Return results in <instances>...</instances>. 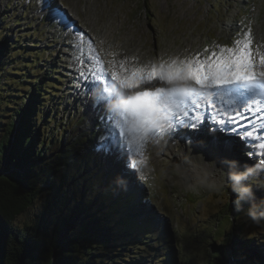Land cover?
Returning <instances> with one entry per match:
<instances>
[{
	"label": "rangeland",
	"instance_id": "374dc122",
	"mask_svg": "<svg viewBox=\"0 0 264 264\" xmlns=\"http://www.w3.org/2000/svg\"><path fill=\"white\" fill-rule=\"evenodd\" d=\"M54 4L63 10L74 29L63 28L54 22L50 14L44 11V0H0V31L10 40L7 45L13 39L21 41L19 49L11 52V58L17 63L10 64L0 80V93L4 95L0 98V137L4 136L6 124L11 120L14 122V101L21 102L26 97L28 84L24 81L29 77L31 79L27 82L47 78L51 94L45 96L43 105L48 113L41 119L46 121L52 117L53 123L46 127V132L52 134L51 129L59 131L62 123L65 125L64 139L69 141V145L77 143L82 149L81 160L76 164L81 174L73 183L91 173L98 177L95 183L89 184L93 180V177H89L75 188L80 187L79 190L84 191L85 196L96 204L100 199L107 206L116 200L125 201L126 213L133 215L136 222L130 217H121L120 227L127 225L136 234H146L145 230H149L146 254L150 257L155 255L162 264H181L183 259L185 264H204L207 261L223 264L222 258L214 260L210 255L221 248L220 244L232 248L230 233L238 237L242 234L247 236L248 233L259 239L264 248V224L256 225L249 220L246 215L249 205L238 206L230 186L220 192L208 188L194 189L190 182L178 178L173 167L179 158L186 156L187 151L188 156L204 155L198 153L194 139L201 140L199 142L203 144V149L214 152L209 161L227 159L240 164L243 162L242 166L251 165L241 147L237 145L231 151L223 144L220 147L213 145L206 138L203 139L200 128L197 133L192 132L191 136L186 137L193 142L189 147L174 145L172 153H166L161 163L153 157L147 159L148 163L145 160L140 171L149 182L142 181L134 169L128 171L136 174L129 175L125 180L121 155L116 156V150L111 153L112 156L96 150L98 137L105 131V125L101 127L98 124L93 132L96 120L93 111L97 106L88 105L90 96L81 89L82 85L94 79L95 73L91 71L93 67L90 64L95 61L94 53L99 47L97 53L106 55L100 67L104 63L108 67L110 63L111 72H124L125 69L150 67L153 63L159 65L173 59L179 62L180 59H191L197 55L207 57L212 51L235 46V40L243 38L249 28L251 36L259 29L260 36L264 37V0H54ZM227 23L236 29L234 33L227 32ZM101 46L104 48L101 49ZM2 48L0 42V50ZM15 72L22 76L16 78ZM92 83L96 92L102 94L98 82ZM14 88L21 96H11ZM104 99L103 95L96 96V100L107 102ZM211 131L215 132L213 129ZM207 132L210 130L207 129ZM85 135L89 141L83 144ZM215 135L221 139L218 132ZM234 137L248 146L251 160L261 163L260 156L252 146L242 138ZM161 142L166 143L164 140ZM58 145L60 148L61 143L52 146L51 151ZM167 146L168 143L165 148ZM73 162L70 157V163ZM87 162L90 163L89 169H86ZM75 168H72L73 172H76ZM87 183L89 189L86 188ZM253 185L257 200H264V178L253 181ZM103 189H108L107 197L100 196ZM40 193L41 200L17 218V225L34 221V215L40 211L42 199L48 195V191L41 189ZM220 218L222 221L218 224ZM259 248L249 247L246 250L252 252ZM228 263L229 260L224 264Z\"/></svg>",
	"mask_w": 264,
	"mask_h": 264
},
{
	"label": "trees",
	"instance_id": "16d2710c",
	"mask_svg": "<svg viewBox=\"0 0 264 264\" xmlns=\"http://www.w3.org/2000/svg\"><path fill=\"white\" fill-rule=\"evenodd\" d=\"M0 37L2 80L6 68L17 63L11 58V52L19 49L21 41L13 39L7 45L10 40L1 31ZM14 75L16 78L22 76L18 72ZM30 79L24 81L28 84L26 97L21 102L14 101V122L6 124L4 136L0 137V264H162L155 255L150 257L145 253L149 246V230H145L146 234H136L127 225L120 227L121 217H130L136 222L133 215L126 213L125 201L116 200L107 206L100 199L96 204L79 190L80 187L75 188L89 177H93L89 184L95 183L98 177L91 173L73 183L81 174L76 164L81 160L82 149L77 143L69 145L64 139L65 125L62 123L59 131L46 132V127L53 123L52 117L46 121L41 119L48 113L43 101L51 94L47 78L27 82ZM10 94L14 98L21 96L16 88ZM2 96L0 93V98ZM88 141V137L83 136L82 143ZM59 143L60 148L58 145L51 151V147ZM87 165L89 169L90 163ZM73 167L77 173L73 172ZM89 184H86L87 189ZM41 189H46L48 195L42 199V207L34 215V221L17 225V218L41 200ZM108 195V189H103L100 196ZM71 202L74 204L70 205ZM221 221L220 218L218 224ZM229 240L233 243L231 249L220 244L221 248L210 257L222 258L224 263L229 260L228 264H264V248L259 239L248 233L240 237L230 233ZM249 247L260 248L247 252ZM184 261L180 263L185 264ZM204 264L221 263L207 261Z\"/></svg>",
	"mask_w": 264,
	"mask_h": 264
},
{
	"label": "snow or ice",
	"instance_id": "6c2138e0",
	"mask_svg": "<svg viewBox=\"0 0 264 264\" xmlns=\"http://www.w3.org/2000/svg\"><path fill=\"white\" fill-rule=\"evenodd\" d=\"M44 11L54 22L68 29L72 27L54 0H44ZM252 43L249 28L243 38L235 40V46L212 51L207 57L197 55L179 62L173 59L150 67H133L125 69L123 75L109 74L103 67L91 69L105 99L114 105L106 117H101L110 127L98 137L96 150L107 153L119 150L124 159L122 175H135L128 169H141L148 145L178 127L196 129L203 123L197 110L205 105L224 116L230 111L236 115L245 111L261 113L260 128L264 129V54L258 48L254 51ZM161 83L166 86H160ZM216 123L239 126L231 116ZM242 135L264 139L252 131ZM259 148L264 149V143Z\"/></svg>",
	"mask_w": 264,
	"mask_h": 264
},
{
	"label": "clouds",
	"instance_id": "9594fccd",
	"mask_svg": "<svg viewBox=\"0 0 264 264\" xmlns=\"http://www.w3.org/2000/svg\"><path fill=\"white\" fill-rule=\"evenodd\" d=\"M178 178L187 180L195 188H208L220 192L230 186L236 204H248L246 215L256 224H264V200L258 201L253 181L260 178L264 165L241 166L235 160L209 161L202 154L185 156L174 166Z\"/></svg>",
	"mask_w": 264,
	"mask_h": 264
},
{
	"label": "bare ground",
	"instance_id": "6f19581e",
	"mask_svg": "<svg viewBox=\"0 0 264 264\" xmlns=\"http://www.w3.org/2000/svg\"><path fill=\"white\" fill-rule=\"evenodd\" d=\"M231 23V22H230ZM60 24V23H59ZM228 24V27H227V32H232L233 31V33H234V31L236 30L233 26H232V24H229V23H227ZM233 25H235V24H233ZM60 26L61 27H63V28H65L62 24H60ZM260 27V26H259ZM71 28H73L74 29V27L72 26ZM76 30V29H75ZM259 30V29H258ZM221 31V30H220ZM224 31V30H223ZM226 31V30H225ZM262 32V31H261ZM95 33V32H94ZM224 34L226 33V32H223ZM222 33V34H223ZM105 34V33H104ZM259 34V35H258ZM260 32L259 31H257V38H258V41L257 42H259L262 46L260 47V49L259 50H262V54H264V37L263 36H260ZM226 35V34H225ZM103 37V36H102ZM107 37V36H106ZM219 37V36H218ZM224 37V36H223ZM101 42V41H100ZM109 45H111V44H109ZM99 46H100V43H99ZM234 46V45H233ZM229 47V46H228ZM104 47H102L101 46V49H103ZM110 49L111 48H113V47H109ZM124 49H125V47H124ZM100 50V47H99V49H97V51H96V53L98 52ZM200 50V49H199ZM96 53H94V59H95V61H91V66L93 67V69H94V66H96V67H100V66H102V58H104L105 56H103L102 54H100V53H97V56L95 55ZM108 54H109V52H108ZM205 54V53H204ZM109 55H111V54H109ZM189 55V54H188ZM96 56V57H95ZM113 56V55H112ZM112 56H111V59H112ZM119 57H120V54H119ZM203 57V56H202ZM98 58V59H97ZM93 62H94V64H93ZM160 63H162V62H160ZM154 64V63H153ZM96 69V68H95ZM117 73H119V74H121L123 71L121 70V71H116ZM91 81H97L95 78L93 79V80H91ZM86 83H88V82H86ZM86 83H84V84H86ZM92 84H94V83H92ZM135 90H138V89H135ZM89 97V96H88ZM105 100V99H104ZM101 104H104V105H106V107L108 108V112H107V114L111 111V109L114 107V105H112V104H109L108 105V103L106 102V101H98V100H96V97H89V102H88V105L89 106H100ZM99 108V107H98ZM98 108H97V110H98ZM93 115L95 116V117H98V116H102L103 114L101 113V114H98V112L97 113H93ZM215 128H212L211 126H207V125H203L202 126V132H203V134L204 133H207V129L208 130H210V132L212 133V134H216V132H218L221 136V139H219V141H220V143H223V142H225V141H228V139L229 138H235L237 141H239V142H241V143H243L241 140H239L238 138H236V137H234V135L232 136V134L233 133H231V132H229V133H224V132H219V131H222L223 129H221V128H223L224 126H227V123L225 124V125H223V126H219L218 124H215V125H213ZM219 128V131L217 130ZM211 129H213V131H215V132H212L211 131ZM198 130H200V129H198ZM204 130V131H203ZM195 132V131H194ZM210 132H208V133H210ZM197 133V132H196ZM181 135H182V132H179L178 133V136H180L181 137ZM216 136V135H215ZM225 136H226V138H225ZM239 138H241V137H239ZM246 138V137H245ZM243 139V138H242ZM173 138H172V142L168 139L167 140V142L166 143H168V146L166 147V149L168 150V152L167 153H172V147L174 146L173 145ZM183 141H180V144L179 145H186V146H190L191 144H190V142L187 140V138L185 139V138H183L182 139ZM244 140V139H243ZM245 142V141H244ZM172 143V144H171ZM211 144H213L214 145V143H211ZM201 147V146H200ZM206 148V147H205ZM219 149H217V151H218ZM215 151V150H214ZM113 152H115V150H113L111 153H113ZM104 154L106 153V154H108L109 156H112L113 154H110V153H107V152H103ZM198 153H203L204 155V158H206L207 160H209V158L211 157V156H213L214 154V152L211 150V149H199V152ZM119 154H121V153H119ZM209 154H210V156H209ZM189 155V152L187 151L186 152V156H188ZM117 156V155H116ZM183 157H185V155L184 156H182V158ZM182 158H179V161H181L182 160ZM212 158V157H211ZM142 179V178H141ZM189 182V181H188ZM136 190V189H135Z\"/></svg>",
	"mask_w": 264,
	"mask_h": 264
},
{
	"label": "water",
	"instance_id": "95a60500",
	"mask_svg": "<svg viewBox=\"0 0 264 264\" xmlns=\"http://www.w3.org/2000/svg\"><path fill=\"white\" fill-rule=\"evenodd\" d=\"M214 253V252H213Z\"/></svg>",
	"mask_w": 264,
	"mask_h": 264
}]
</instances>
